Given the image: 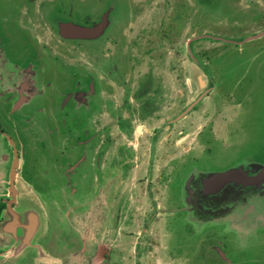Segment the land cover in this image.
<instances>
[{"label":"rangeland","instance_id":"obj_1","mask_svg":"<svg viewBox=\"0 0 264 264\" xmlns=\"http://www.w3.org/2000/svg\"><path fill=\"white\" fill-rule=\"evenodd\" d=\"M180 2L186 8V17L184 16L182 21L180 39L167 50V60L179 59L182 62L180 78L184 79L187 76L191 80L182 86L177 84L176 91H179V87L180 91H187L190 94L188 102L194 101L199 94L206 92L208 94L199 109L193 113L198 124L193 133L189 134L187 131L178 135L181 128L177 125L173 142L165 141L173 128L165 127L160 130L158 127L162 122L158 120L147 122L143 118H136L132 129L125 128L126 131H123L117 127L113 132L118 141L117 146L123 145L124 150V153L118 154L120 158L117 172L114 169L116 160L114 148L109 147L106 153L102 154L100 167L96 165L99 152L102 151V148H99L100 143L89 151V157L76 176L77 171L73 172L75 168L70 167L74 162L64 161L63 157L69 148L76 144L75 140L79 137L77 124L74 123H77L76 115L79 113L75 116L58 115L60 103H55L53 107L45 105L47 110L43 115H28V112L34 111L30 110L35 107L31 103L43 94L49 93L47 88L43 90L38 86L41 82L37 79L31 80L35 88L26 97L29 103L26 102L24 106L29 107L27 113L24 112V115L18 117L7 114L11 122L9 128L13 132L18 131L20 135L25 134L27 144L37 159L33 161L30 173L36 175L35 182L44 190L43 195L48 203L45 232L51 229L49 237L52 236V241L56 243L59 237L64 235L63 232L75 229L71 223L79 226L80 220L85 219L87 225H91L94 221L92 217L94 210L91 207H100L101 211H97V215L98 218L101 215L99 220H102L99 223L103 222V227L100 228V234L98 232L99 239L93 246L92 255L91 251L89 253L91 256L87 264H91L92 261H95V264H226L217 254L220 253L219 249L227 254L231 264H255L254 259L257 256H264V190L246 193L240 201L243 205L237 209L231 211L230 207L224 214L215 212L220 215H216L214 221H224V224L211 223L202 226L196 223L204 224L206 220L197 219L194 214L195 223L189 221L186 214L182 213L171 218L176 211L168 202L172 177L167 176L172 170L168 157L182 156L190 144L195 147L197 154L205 153L200 131L207 123L214 124V136L224 142L225 147L239 143L240 150L236 148L233 155L226 160L220 159L223 164L234 165V158L238 156L240 159L245 158L240 162L250 159L260 161L264 165V36L245 41L264 31V0H180ZM7 6L5 0H0V11H6ZM9 8L11 10L12 6ZM160 11V4L154 3L147 11L145 10V18L158 19ZM35 20L44 26L41 17ZM44 32L39 43V46L44 48L40 57L42 66L48 65L49 68L59 70L61 67L65 68L66 62L71 65L85 63L94 72V53L69 49L73 44L81 43L78 37L61 35L56 25ZM21 36L22 34L18 32L19 39L16 45L13 46L12 42L9 44L11 53L15 56L23 46ZM155 38L157 37L150 38L149 45L155 44L157 47L158 40ZM190 42L192 55L188 48ZM138 50L133 52L139 55L135 59H140L136 76L142 75L144 70L152 65L151 59L156 61L157 67L160 66L158 63L160 59L152 54L147 59L143 58L145 47H138ZM158 53L155 52V55ZM156 72L162 74L159 67L156 68ZM165 72L167 75H173L170 71ZM39 74L42 75L40 72ZM6 79H9L6 81L7 84L13 87L19 85L15 83L18 79L14 76L11 79L8 75ZM53 91H59L56 85ZM117 91L118 93L124 91L120 84L117 85ZM16 92L12 94L13 96L2 95L0 102L13 105L18 99ZM104 96H108L106 92ZM220 99L223 100L221 102H226L222 107L217 106ZM209 102L213 104L212 110L204 111ZM81 107L82 105L76 111H80ZM88 116L91 125L94 126L97 117L93 112ZM104 117L108 119L107 115ZM1 121L4 122L3 118ZM68 123L69 129L73 130L65 132L61 129V124L68 127ZM175 139L178 140L177 144ZM128 147L137 155L131 178L127 177L126 171ZM1 152H7L12 157L9 143L0 133V154ZM150 156L157 158L152 165L149 163ZM217 161L219 159L210 163L217 164L215 163ZM23 163L24 160L21 165ZM163 167L165 175L159 174L161 177L159 186L157 177L159 169ZM145 175L150 182L152 179L156 180L153 189L148 186L147 181L142 183L140 178ZM20 177L23 178L22 173ZM121 200L126 208H123L117 224L116 206ZM209 202L204 200L201 204ZM127 205L131 210L128 211ZM158 205L159 214H156L155 209H158ZM131 211L132 221L128 218ZM208 216L206 212L201 213L203 218ZM61 220L64 225L59 226L58 222ZM170 222L177 227L175 231L179 240L175 244L170 239L173 235V230L168 225ZM227 225L229 230L225 232L231 236L229 242L219 244L215 240H205L212 231L221 233L222 228ZM76 241L74 246H70L60 255L47 249V244L42 243L48 253L60 257L67 256L68 261L71 260V263L66 261L64 264H79L78 261H74L75 252L77 253L81 247L79 240ZM104 242L107 244L105 254L98 248ZM213 243L218 246L217 250L213 248Z\"/></svg>","mask_w":264,"mask_h":264},{"label":"flooded vegetation","instance_id":"obj_2","mask_svg":"<svg viewBox=\"0 0 264 264\" xmlns=\"http://www.w3.org/2000/svg\"><path fill=\"white\" fill-rule=\"evenodd\" d=\"M5 1L8 5L7 10L0 11V98L6 94L13 96L14 92L17 91L18 99L13 104L14 106L9 103L0 102V133L5 137L9 143V147L12 149V157H9V165L5 174L8 190L2 191L4 194L0 195V225L5 222L9 210L16 206V203H12L13 198L9 193V187L11 186L10 173L15 160V147L10 144L5 134L13 138L19 156L21 160H24L22 165L21 162L19 163L17 171L23 174V178H26H24L25 180L34 183L39 191L44 193V190L35 182L37 180L36 175L30 173L34 165L33 161L37 159H35L33 152L29 153L31 149L28 144V148L24 146L27 137L25 134L20 135L18 131L13 132L8 126L11 122L7 114L18 117V115L27 113L29 107H24L26 104H29L26 97L35 88L31 80L38 79L41 82V85L38 86L43 90L47 88L49 93L43 94L31 103L35 107L30 109L34 111L28 112V115H43L47 110L46 106L53 107L55 103H60L58 115L75 116L76 113H79V115H76L78 117L76 119L77 123L74 122L77 124L79 137L75 140L76 144L70 147L68 153L63 157L64 161L71 160L74 162V165H70V167L75 168L72 171H77L76 176H78L81 167L89 157V151L100 143L99 148H102V151L99 152L100 156L97 158L96 165L99 167L102 165V154H105L108 148L111 147L112 149L114 148L116 155L114 169L117 172L118 160L120 158L118 154L120 152L124 153V150L123 145L117 146L118 141L113 132L117 127L123 131H126L125 128L132 129L136 118H143L147 122L158 120L162 122L158 127L160 130L165 127L167 129L173 128L172 133L164 139L165 141L169 140V142H173L174 130L178 127L177 125L181 128L178 131V135L184 134L187 131L189 134L190 132L193 133V130L198 127L193 113L199 109L198 107L208 94H206L207 92L199 94L194 101L188 102L190 94L187 91H180V87L179 91H176V86L177 84L181 86L186 84L190 78L187 76L184 79L180 78L182 62L179 59L174 61L167 60V50L169 46L176 45V41L180 39L182 21L184 16L186 17V8L182 6L180 0ZM154 3L160 4L161 11L159 17L153 20L146 19L145 10L147 11L148 7ZM10 6H12L11 10H9ZM39 16L44 26L36 22L35 19L40 18ZM65 23H72L88 29L94 28L96 32L91 35H70L69 33H64L61 28V24ZM55 25L61 35L79 38L81 43L73 44L69 48L70 50L76 49L72 51L94 53V72L85 63L71 65V63L66 62L64 64L65 68L61 67L59 70L49 68L48 65H46L47 67L41 65L43 62L40 60V57H42L44 48L43 46H39L41 42L40 36H43L45 34L44 31H47L48 28H54ZM18 32L22 34L21 40L23 46L21 45L22 48L19 54L15 56L11 53L9 44L12 42L13 46L16 45V41L19 39ZM151 33L157 34V36ZM154 37H157L155 40H158L157 47L155 44L149 45L150 38ZM138 47H145L143 58L147 59L152 54L160 59L158 62L160 66L158 67L161 69L162 74H157L156 68L158 67L156 66V61L151 59L152 65L146 68L142 75H135L140 67V59H135L139 55H135L133 52L139 51ZM188 48L192 55V42L188 44ZM155 52H159L158 55H155ZM165 71H170L173 75H167ZM39 72L42 73L41 76ZM92 72L94 75H92ZM176 72L179 74L175 75ZM8 75H10L11 79L12 76L17 78L18 81H15V83H19V85L13 87L7 84L6 81H9V79H6V77ZM118 84L124 89L121 93L117 91ZM55 85L59 90L57 92L53 91ZM104 92L108 96H104ZM19 101H21V104L16 106ZM218 101V107H222L226 103L225 101L224 103L221 102L223 101L222 99ZM81 105L80 111H76ZM212 105L209 102L204 107V111L212 110ZM91 112L97 117L94 121V126L91 125V119L88 116ZM105 115L108 116L107 120L104 117ZM171 115L174 116L171 117ZM1 118H3L4 122L1 121ZM54 129L55 127L53 126ZM61 129L65 132L73 130L69 129V123L68 127L66 124H61ZM214 130V124L207 123L200 131L201 140L203 141L201 143L204 146L203 152H205L203 155L197 154L195 147L190 144L182 156L173 155L168 157L170 158L168 159V163H171L172 166V170L167 173V176L172 177L168 191V202L176 211L171 218L186 214L188 220L193 221L194 214L197 219L206 220L204 224L196 223L197 225L224 224V221H214V219L216 220V215H220L215 212L224 214L230 209L231 211L237 209V207L239 208L243 205L240 201L246 193L252 194L261 191L259 186L245 185V182L236 179L229 181L221 187L217 186V188L214 185L204 184L202 178L211 172L238 168L242 171L241 173L244 172L243 174L247 171L249 176H256L262 170L260 161L248 159V161L246 160L247 163L240 162L244 161L245 158L240 159L238 156L234 158V165L228 166L223 164L220 159L226 160L229 156L233 155L236 148L240 150L239 143L225 147L224 142L215 138ZM92 132L93 134H90ZM177 141L175 139L176 144L178 143ZM127 152L126 171L127 177L131 178L134 169L133 164L137 160V155H135L131 147H128ZM26 154H29L27 155L29 160L27 163H30L27 167L25 166ZM74 157L77 159H72ZM150 157L151 161L149 163L152 165L153 161L157 158ZM216 159H219V161L215 162L217 164L210 163ZM164 170L165 167L159 169V177H157V184L159 186L161 185L159 174L165 175ZM140 179L143 181L142 183L147 181L148 186L152 189L155 187V179L151 180L152 184L146 175ZM205 194H207L206 200H209V203L205 205L192 203L193 197L201 201L200 197H206ZM189 202L192 206H188ZM231 202L233 203L232 206L230 205ZM193 206L196 207L194 211ZM116 207L117 213L115 219L118 224V220L121 219L120 214H122L123 208L126 207L122 203V200L118 202ZM159 208L158 205V209H155L156 214H159V211L157 212ZM129 210H131L130 207L128 208ZM203 210H206L207 216L209 215L207 218L201 217ZM132 214L133 212L131 211V214L128 216L131 221L133 220ZM221 216L224 217L223 215ZM193 223L195 222L193 221ZM62 224V220L58 222L59 226ZM168 225L173 230V235L170 237L171 242L175 244L179 240V236L176 235L177 232L175 231L177 227L171 222ZM226 230H229V225L223 227L221 233L212 231L210 236H206L205 240H215L219 244L229 242L228 240L231 236L225 232ZM63 233L64 235L59 237L56 243L52 241V236L49 237L48 233L47 240L44 241V244H47V249L49 248V250L55 251L60 255L64 251H67L70 246H74L77 242V236H74L71 232ZM130 233L133 232L130 231ZM109 235L112 234L109 233ZM212 245L217 250L218 246L214 243ZM98 248H101L105 254L107 248L106 242L104 244L101 243ZM219 251L220 253L217 252V254L220 255V258L222 257L221 259L226 264H231L232 262L228 259L227 254L221 249ZM6 253L7 249L0 245V258ZM254 263L264 264V256H257L254 259ZM15 264L31 263L29 260H24Z\"/></svg>","mask_w":264,"mask_h":264},{"label":"water","instance_id":"obj_3","mask_svg":"<svg viewBox=\"0 0 264 264\" xmlns=\"http://www.w3.org/2000/svg\"><path fill=\"white\" fill-rule=\"evenodd\" d=\"M62 30L64 33H70L72 35L78 36V35H91L96 32V29H88L81 27L79 25H75L72 23H65L62 25ZM264 36V31L262 33H259L255 36H252L245 41L253 40L259 37ZM21 104V101L17 103L16 106H19ZM8 140L10 141V144L15 147L14 149V165L10 173V184L9 187V193L10 196L13 198L12 203H16L15 207H12L9 210V214L7 216L6 222L4 224V227L6 229L5 234V241L6 243H9V246H11V252L13 253L10 256V260H14L18 257L20 253H22L26 250L28 251V259L31 264H64V262L71 263V260L68 261V257H60L57 255H54L53 253H48L46 248L44 247L43 243L47 240L48 237V231H46V213L48 212L47 207V200L44 197V193L39 191L37 186L34 183H31L24 178L21 179L20 173L17 171V168H19V163L22 162L17 146L15 144V141L13 138L5 134ZM9 155L7 152H1L0 154V192L1 191H7V179H6V169H8V161H9ZM242 171L238 168L230 169L227 171H221V172H211L207 175H205L202 178V181L205 185H214L216 188L217 186H223L224 184L228 183L229 181L236 179L240 180L242 182H245V185H256L261 188V191L264 190V165H262L261 172L256 176H249L248 172L246 171L245 174L241 173ZM21 179V180H20ZM206 189V187H205ZM201 196V195H200ZM206 197L201 196V201H199L196 197H193V204L201 203L202 201L206 200L207 194H205ZM188 206L190 205V202L188 203ZM93 209V208H91ZM95 211V209H93ZM196 210V207L193 206V211ZM101 211V210H100ZM206 212V210H203L201 213ZM207 213V212H206ZM97 214V212H94L92 215ZM99 218H101V215H99ZM102 219H100L101 221ZM90 226V225H88ZM103 227V222L98 223L96 227V232H99L100 234V228ZM49 229V227H48ZM83 230V227L81 228ZM86 231V226H85ZM51 230V229H50ZM49 230V235H50ZM93 230V228L91 229ZM87 231L89 229L87 228ZM95 232V233H96ZM18 236H22L20 238V241L22 242V248L19 249L18 245L14 238L17 240ZM97 239H99L98 234H96V238L92 240V244H97ZM10 241V242H9ZM80 242V250L76 253L75 252V259L74 261H78L79 258L82 257L81 253H87L88 251V243L89 240L87 239L86 242L82 243ZM93 250H91L92 252ZM85 255V254H84ZM92 255V253H91ZM89 254L85 255L87 256V260H85L86 264L89 261L90 256ZM66 262V263H67ZM68 263V264H69Z\"/></svg>","mask_w":264,"mask_h":264},{"label":"crops","instance_id":"obj_4","mask_svg":"<svg viewBox=\"0 0 264 264\" xmlns=\"http://www.w3.org/2000/svg\"><path fill=\"white\" fill-rule=\"evenodd\" d=\"M2 194H4V193H2V191H1L0 195H2ZM91 208L95 209L94 212L100 211V208H96L95 206H93ZM92 217H93L94 221L91 223L90 226L87 225V222L85 221V219L83 221L80 220V225L79 226H76L75 223H71V225L75 226V229H72L69 232L75 234V236H77V239L79 241H81L82 243L86 242L87 239L89 240L88 251H87V253L86 252L85 253H81L82 257L79 258V260H78L79 264H81V263L82 264H86L85 260H87V256H85V255L89 254L90 251L93 249L94 244H92V240H93V238L95 239L96 238V234H98V232H96V227H97V224L99 223L100 220H99L97 214L92 215ZM5 222H6V220H5ZM5 222L0 225V245L7 249V253L2 258H0V263L15 264V263L20 262V261L29 260L28 257H27L28 251H26V250L23 252V255H22V253H20L16 259L10 260V256L13 253L11 252L12 251L11 250V246H9V243H6V241H5V234H7L6 233V229L4 227ZM70 222L71 221H69V223ZM85 226H86V231L84 229ZM82 227H83V230L81 229ZM87 228L89 229V231H87ZM92 228H93V230H91ZM20 238H22V236H18L17 240L14 238V241L17 243L15 245H18L19 249L21 250L23 245H22V242L20 241ZM95 263H96L95 261L91 262V264H95Z\"/></svg>","mask_w":264,"mask_h":264},{"label":"trees","instance_id":"obj_5","mask_svg":"<svg viewBox=\"0 0 264 264\" xmlns=\"http://www.w3.org/2000/svg\"><path fill=\"white\" fill-rule=\"evenodd\" d=\"M24 139H25V138H24ZM25 146L28 148V146H27V140H26V139H25ZM30 152H31V151H29V153H30ZM30 154H31V153H30ZM27 155H29V154H26V155H25V159H26V165H25V166H26V167L28 166V164H30L29 162L27 163V161H29ZM29 180H30V179H29Z\"/></svg>","mask_w":264,"mask_h":264}]
</instances>
